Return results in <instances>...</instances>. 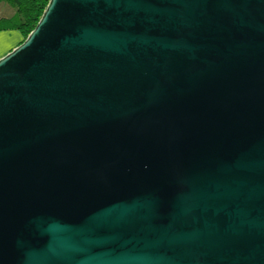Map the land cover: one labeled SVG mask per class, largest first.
<instances>
[{"label":"water","instance_id":"1","mask_svg":"<svg viewBox=\"0 0 264 264\" xmlns=\"http://www.w3.org/2000/svg\"><path fill=\"white\" fill-rule=\"evenodd\" d=\"M0 264H264V0H49L0 59Z\"/></svg>","mask_w":264,"mask_h":264},{"label":"trees","instance_id":"2","mask_svg":"<svg viewBox=\"0 0 264 264\" xmlns=\"http://www.w3.org/2000/svg\"><path fill=\"white\" fill-rule=\"evenodd\" d=\"M2 2L10 4L15 9V15L1 17L0 30H17L25 40L37 26L49 0H0V4Z\"/></svg>","mask_w":264,"mask_h":264},{"label":"crops","instance_id":"3","mask_svg":"<svg viewBox=\"0 0 264 264\" xmlns=\"http://www.w3.org/2000/svg\"><path fill=\"white\" fill-rule=\"evenodd\" d=\"M15 9L7 2L0 4V18L11 17ZM23 40L22 34L17 30H0V59L17 47Z\"/></svg>","mask_w":264,"mask_h":264},{"label":"rangeland","instance_id":"4","mask_svg":"<svg viewBox=\"0 0 264 264\" xmlns=\"http://www.w3.org/2000/svg\"><path fill=\"white\" fill-rule=\"evenodd\" d=\"M23 40H24V39H23ZM23 40H22V41H23ZM22 41H21V42H22Z\"/></svg>","mask_w":264,"mask_h":264}]
</instances>
